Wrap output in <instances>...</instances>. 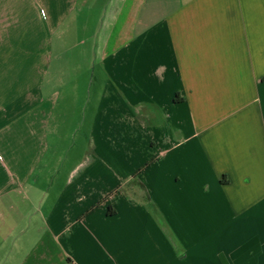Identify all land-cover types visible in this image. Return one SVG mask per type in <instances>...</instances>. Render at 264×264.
<instances>
[{
	"label": "crops",
	"instance_id": "obj_1",
	"mask_svg": "<svg viewBox=\"0 0 264 264\" xmlns=\"http://www.w3.org/2000/svg\"><path fill=\"white\" fill-rule=\"evenodd\" d=\"M0 145V264H264V0H0Z\"/></svg>",
	"mask_w": 264,
	"mask_h": 264
},
{
	"label": "rangeland",
	"instance_id": "obj_2",
	"mask_svg": "<svg viewBox=\"0 0 264 264\" xmlns=\"http://www.w3.org/2000/svg\"><path fill=\"white\" fill-rule=\"evenodd\" d=\"M82 19L86 20V13L82 16ZM76 37H77V34H76ZM71 41H73V39H70L69 43H66V47H70L71 45L74 44V43H70ZM94 49H95V46H94ZM70 55L71 54L65 55V57H70ZM92 61H93V68L89 72V74H91L92 71H95L96 73H98L99 63L94 58V56L92 57ZM79 73H82L85 75L87 73V67L83 66L82 71H80ZM66 75L68 79L71 76L75 77V71L72 69ZM99 84L97 86H95L94 84V87H93L94 89L93 90L94 94L92 95L93 103L89 105V110H87V113H86L87 118H88V123L82 121L83 114L80 113L81 104H80L79 98H70V97L64 98L63 100L65 101L63 105H66L69 107L70 117L72 119H75V118L77 119V116H79L77 121L75 119L76 122L74 123V129L71 130L72 132L71 144H74L72 143L74 139L76 140L75 142H77L78 144L77 157L75 159L76 164L85 162V161L86 162L91 161L92 164L95 165V168L99 170L98 171L99 175L103 177L104 181H107L108 179H112V177L116 174V167L113 162L109 160L105 162L104 160H101V159L104 158L103 156L108 157L112 155V149L114 148V142L116 139L112 136V133L108 131L103 125L102 120H101L102 117L99 114H97L96 109H98V106L100 105L101 94H100V89L95 88V87H99ZM56 90L57 91L60 90V92H65V90L62 89V87L60 86ZM91 106H93L95 110L92 111ZM93 133H94V139L92 141L91 134ZM85 135H87L88 137V142L84 140V144H82L81 138L84 137ZM63 149H66L65 145L63 146ZM0 151L2 152L4 156L5 148L3 145H0ZM72 164H70V166Z\"/></svg>",
	"mask_w": 264,
	"mask_h": 264
}]
</instances>
